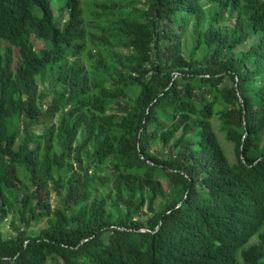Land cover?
Masks as SVG:
<instances>
[{
    "label": "trees",
    "instance_id": "trees-1",
    "mask_svg": "<svg viewBox=\"0 0 264 264\" xmlns=\"http://www.w3.org/2000/svg\"><path fill=\"white\" fill-rule=\"evenodd\" d=\"M109 1L0 0V225L25 189L27 228L0 232V264H264V0ZM85 4L105 13L92 75L71 62ZM47 76L61 89L43 109Z\"/></svg>",
    "mask_w": 264,
    "mask_h": 264
},
{
    "label": "rangeland",
    "instance_id": "rangeland-1",
    "mask_svg": "<svg viewBox=\"0 0 264 264\" xmlns=\"http://www.w3.org/2000/svg\"><path fill=\"white\" fill-rule=\"evenodd\" d=\"M148 0H124L125 4L128 6L129 10L133 9V8H138L139 10H142L145 8L146 3ZM114 3L115 0H110L109 2H107L108 4L110 3ZM56 9V15L60 16L59 14H61V12L58 10L57 5L54 6ZM84 18H85V22H86V27L87 30L89 31L87 34V39H86V51L85 53L82 55L81 58L79 59H71V62H76L81 64L82 66H84L87 71L89 72L90 75H92L93 73V58L98 54L99 49L101 48V50L104 51V47H102V45L105 43V41L103 40V38H105V35L100 33V27L104 26V19L103 17H101V15H104L105 13H103L100 9L97 8H91L89 7L87 4L84 5ZM206 10V9H205ZM63 18L67 19V13L63 12ZM62 22V18L61 21ZM107 36V35H106ZM110 38V37H108ZM32 43L34 45V47L36 48L37 51L41 50L44 47V44L39 41L35 36L32 38ZM194 46H195V35L193 34L192 28L189 30V32L187 33V35L185 36L184 39V47H183V55L184 57L188 60L192 57V52L194 50ZM194 60H201V54L198 52L197 54H195L193 56ZM49 76L46 77L45 80H43V82L40 85V92L42 95V99H41V105L43 107V109H47L52 102L55 99L56 96V91H59L60 86L57 87H53L51 86V82H49ZM139 93V89H134L131 91V97L133 99L136 98V96ZM224 106L221 104L220 106H217V110H220V108H223ZM65 114V112H61L58 113L56 115V117L54 118V120L52 121L53 123L59 125L60 124V119L62 118V116ZM24 119H22L19 124L17 125V128L20 129V137L17 141V147L19 146V144L21 143L22 139L24 138V125H23ZM214 126L216 127L217 130V135L219 137V140L221 142V145L223 146L228 158L230 159L231 162L236 163L237 161V157L235 155V151H234V145L227 141L225 138V135L220 131V129L218 128L219 126V121L218 120H214L213 121ZM41 127H36L34 128V131L36 132H40ZM83 135H80L78 138V141L76 143V146H80L83 142ZM56 149L58 150V152H60V149L58 147H56ZM161 150V146L157 143H154L151 147V151L152 152H157ZM166 153H168V149L165 150ZM75 166H77V163L75 162V160L72 161ZM62 173H64V170L61 171ZM21 179L23 181V184L26 188H30V183L28 181V179L26 178L25 174H23L22 170H21ZM70 175H65L64 180L67 181V179L69 178ZM162 183L165 187L166 192H170L169 186L167 184V182L165 180H162ZM31 189V188H30ZM109 191V188L100 190L99 193H96L94 195V197H98L101 198L103 196V194L107 193ZM26 194V190H22V191H11L8 192L10 201H11V205H12V210L8 213L7 218L5 220H3L2 224L0 225V232H1V236L5 239H9L12 237H15L16 235V228H21L22 230L27 229L21 219V216L19 214V207H20V200L22 199V197ZM51 204L53 206L54 209L58 208L61 205V199L60 196H58L56 193L52 192L51 193ZM160 202H157V205H159ZM148 210L145 209V213L142 215V218L145 220L147 219V217L150 215L149 212H147ZM47 222L46 220H40V222L38 223V225L33 226L34 228L27 230L29 232V234L35 236L38 235L40 230L44 227H46Z\"/></svg>",
    "mask_w": 264,
    "mask_h": 264
}]
</instances>
